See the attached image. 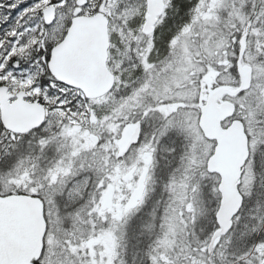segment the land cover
<instances>
[{
    "label": "snow or ice",
    "instance_id": "snow-or-ice-1",
    "mask_svg": "<svg viewBox=\"0 0 264 264\" xmlns=\"http://www.w3.org/2000/svg\"><path fill=\"white\" fill-rule=\"evenodd\" d=\"M0 264H264V0H0Z\"/></svg>",
    "mask_w": 264,
    "mask_h": 264
}]
</instances>
